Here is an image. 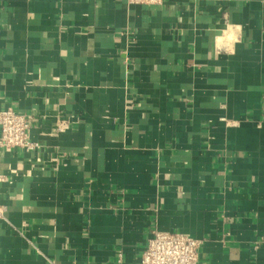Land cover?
<instances>
[{
  "label": "crops",
  "instance_id": "1",
  "mask_svg": "<svg viewBox=\"0 0 264 264\" xmlns=\"http://www.w3.org/2000/svg\"><path fill=\"white\" fill-rule=\"evenodd\" d=\"M0 107V264H264V0H0Z\"/></svg>",
  "mask_w": 264,
  "mask_h": 264
},
{
  "label": "built area",
  "instance_id": "2",
  "mask_svg": "<svg viewBox=\"0 0 264 264\" xmlns=\"http://www.w3.org/2000/svg\"><path fill=\"white\" fill-rule=\"evenodd\" d=\"M134 4L159 5L165 0H128ZM62 120L55 127L62 131ZM67 125V124H66ZM31 121L28 115L12 107H0V152L12 148L33 151L39 142L31 138ZM5 177L0 173V182ZM201 240L188 234L154 229L141 255L140 264H198Z\"/></svg>",
  "mask_w": 264,
  "mask_h": 264
}]
</instances>
